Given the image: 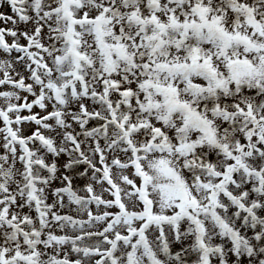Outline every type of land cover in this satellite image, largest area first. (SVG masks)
Returning <instances> with one entry per match:
<instances>
[{"label":"snow or ice","instance_id":"obj_1","mask_svg":"<svg viewBox=\"0 0 264 264\" xmlns=\"http://www.w3.org/2000/svg\"><path fill=\"white\" fill-rule=\"evenodd\" d=\"M0 264H264V0H0Z\"/></svg>","mask_w":264,"mask_h":264}]
</instances>
